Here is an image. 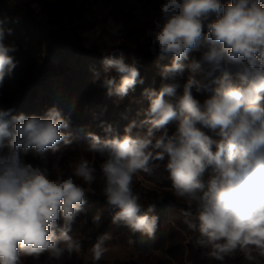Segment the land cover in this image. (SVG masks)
Listing matches in <instances>:
<instances>
[{"label": "clouds", "instance_id": "clouds-1", "mask_svg": "<svg viewBox=\"0 0 264 264\" xmlns=\"http://www.w3.org/2000/svg\"><path fill=\"white\" fill-rule=\"evenodd\" d=\"M8 22L0 18V86L18 63L11 55L17 46L5 43L12 32ZM154 24L146 31L149 51L171 60L157 65L159 89L142 91L146 103L137 115L144 118L130 121L122 135L110 124L102 125L104 138L86 133L87 151L103 158L102 195L117 209L112 222L155 237L158 217L149 215L154 205L142 212L133 181L167 157L174 196L187 205L186 223L198 232L195 246L209 249L218 261L239 253L249 264H264V0H164ZM122 27L112 23V34L119 37ZM204 45L200 59L186 64L189 53ZM102 65L105 73H116L101 78L94 70L93 82L108 96L123 99L144 83L137 61L128 62L122 51H104ZM185 69L199 78L189 75L178 96L174 81ZM193 90L209 95L201 103ZM14 111L0 107V141L9 140L0 155V264H23L22 257L45 252L56 261L70 258L81 244L69 232L84 211L97 169L81 159L70 174L61 170L53 177L49 151L55 153L60 142L70 144L72 133L62 131L69 121L55 106L43 116ZM172 122L177 128L169 135ZM28 155L39 163L27 162ZM100 220V213L93 216L94 223ZM109 238L102 235L93 244V264L104 256Z\"/></svg>", "mask_w": 264, "mask_h": 264}, {"label": "rangeland", "instance_id": "rangeland-1", "mask_svg": "<svg viewBox=\"0 0 264 264\" xmlns=\"http://www.w3.org/2000/svg\"><path fill=\"white\" fill-rule=\"evenodd\" d=\"M164 0H0V18L7 16V27L12 29L6 35L5 43L16 45L18 51L11 53L18 62L10 76H5L0 86V107L14 108L13 115L43 116L55 106L69 121L72 133L70 144L60 142L57 151H49L47 166L55 177L61 170L71 173L74 163L81 159L89 160L97 169L98 179L86 193V204L69 235L81 244L79 253L69 258L67 254L61 261L49 259L47 252L39 258L22 257L23 264H93L91 248L97 239L107 234V251L98 264H249L241 254L234 258L225 256L223 261L209 257V249L194 244L198 232L189 228L183 212L187 205L174 196L169 174L164 161H157L151 174L138 173L134 178V190L141 196L142 212L149 205L154 210L149 215L158 217V227L151 243L144 244L135 237L134 231L122 222L114 224L113 216L117 209L106 203L102 195L103 181L100 165L103 158L87 151L90 143L86 133L92 132L102 138L106 136L102 125L110 124L116 133L122 135L124 128L132 120L144 117L137 115L141 104L146 103L142 96L144 88L159 89L161 85L158 64H167L171 57L144 58L149 51L148 29L155 27L154 21L160 17V5ZM230 0H221L229 3ZM28 12L44 31H38L27 16ZM112 23L122 24L120 36L111 32ZM122 51L128 62L137 61L143 84H137L135 91L121 99L108 96L107 89L93 82L95 72L116 75L114 70L105 73L102 65L104 51ZM207 46L189 53L192 59L199 60ZM95 70V72H94ZM189 75L199 78V73L185 69L175 83L179 84L177 95L183 94V85ZM219 76V73L216 74ZM233 79H236L233 74ZM209 94L196 93L194 98L201 103ZM167 99V97H166ZM177 128L176 122L167 126L172 135ZM214 139L215 133L205 130ZM160 135V133H157ZM9 140L0 141V155L5 154ZM27 162L39 163L31 155ZM207 184L209 173L203 176ZM83 184L82 180L77 179ZM85 187H89L85 185ZM100 213L99 224L93 216ZM193 222H195L193 220ZM62 223V222H61Z\"/></svg>", "mask_w": 264, "mask_h": 264}, {"label": "trees", "instance_id": "trees-1", "mask_svg": "<svg viewBox=\"0 0 264 264\" xmlns=\"http://www.w3.org/2000/svg\"><path fill=\"white\" fill-rule=\"evenodd\" d=\"M20 11H22L26 16H27V18L30 20V22L35 26V28L38 30V31H40V32H42V31H44V28H42L41 26H40V24H38L36 21H35V19L28 13V12H26L25 10H20ZM155 55H157V54H155V53H152V54H150V55H146V56H143L144 58H154L155 57ZM145 212V211H144ZM134 234H135V237H137L138 239H140L144 244H149V243H151V241H152V238H149L146 234H143V233H141V232H134Z\"/></svg>", "mask_w": 264, "mask_h": 264}]
</instances>
